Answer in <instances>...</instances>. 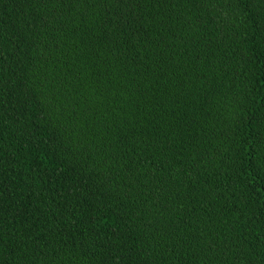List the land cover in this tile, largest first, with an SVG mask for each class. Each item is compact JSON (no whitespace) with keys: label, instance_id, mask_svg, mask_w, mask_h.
Instances as JSON below:
<instances>
[{"label":"trees","instance_id":"obj_1","mask_svg":"<svg viewBox=\"0 0 264 264\" xmlns=\"http://www.w3.org/2000/svg\"><path fill=\"white\" fill-rule=\"evenodd\" d=\"M0 264H264V0H0Z\"/></svg>","mask_w":264,"mask_h":264}]
</instances>
